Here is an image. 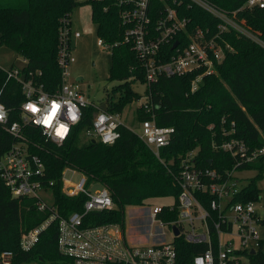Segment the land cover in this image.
<instances>
[{
    "label": "trees",
    "instance_id": "obj_1",
    "mask_svg": "<svg viewBox=\"0 0 264 264\" xmlns=\"http://www.w3.org/2000/svg\"><path fill=\"white\" fill-rule=\"evenodd\" d=\"M219 11L235 16L262 42H264V7L248 8L247 0H206ZM132 0H88L92 7V20L97 26L99 39L113 45L110 80L119 82L113 88L117 99L108 98L109 110L122 114L124 108L143 98L137 110L139 123L154 115L159 126L174 128L175 133L168 146L157 158L139 135L120 126V139L112 144L100 141L92 143L82 134L93 125L98 107L84 109L81 122L73 135L62 145H56L43 136L33 125H24L23 132L29 141V152L41 158L45 165V183L54 197L53 204L60 217L81 212L87 196H69L64 192L65 170L79 171L87 177V187L100 184L112 196L111 210L91 212L85 218L88 226L118 223L123 229L127 207H141L157 197H178L176 177L181 161L187 152L197 149V166L215 169L225 174L235 167L234 158L214 145L237 138L251 149L264 146V47L249 37L229 30L221 32L220 19L186 0H151L150 17L155 25L167 8L177 10L179 17L189 20L188 32L195 29L209 31L208 36L220 35L219 43L229 44L232 51L215 66L216 71L203 78L200 87L191 93V82L196 73L185 76L160 77L147 85L144 64L132 45L125 43L128 26L122 13L132 6ZM78 0H0V45L25 59L20 70L24 80H34L47 93L57 91L61 78L58 65L59 28L65 17H71L78 7ZM244 21V23H243ZM178 41L187 43L189 36L180 34ZM174 53L171 46L161 52L162 61H168ZM15 69L12 67L10 70ZM8 71L0 68V101L9 112V122H21V106L26 101L20 82L8 78ZM147 86L140 96L133 84ZM235 124V133L225 137ZM213 126L210 129V126ZM19 142L0 124V159ZM264 158L242 165L237 170L252 168ZM52 183V185H50ZM260 191L251 180L240 194L242 201H258ZM35 198H15L6 187L0 174V255L13 251L14 264L36 261L39 264H72L58 247V223L54 221L40 235L37 245L29 252L20 248L21 236L48 220L52 212H40ZM165 207V206H164ZM166 210V207H165ZM170 223L177 218V211L159 215ZM147 224V223H146ZM185 260L199 253L181 237L176 239ZM253 264H264V253L252 259Z\"/></svg>",
    "mask_w": 264,
    "mask_h": 264
},
{
    "label": "built area",
    "instance_id": "obj_2",
    "mask_svg": "<svg viewBox=\"0 0 264 264\" xmlns=\"http://www.w3.org/2000/svg\"><path fill=\"white\" fill-rule=\"evenodd\" d=\"M220 19L218 29L221 32L235 30L264 47L262 42L242 23L236 21L235 16L227 15L206 0H186ZM151 0H132V6L122 13L123 22L128 26L124 42L132 45L140 60L144 64L146 84L158 81L160 77L185 76L196 73L191 82V93H195L203 78L213 74L215 66L221 63L227 52L232 51L229 44H220V35L208 36L209 31L195 29L188 32L189 20L179 17L177 10L167 7L157 23L152 25L150 17ZM246 6L253 8L264 7V0H247ZM244 23V21H243ZM72 17H65L59 28L58 65L61 69L59 87L54 93H47L42 86L32 79L24 80L20 70H9L8 78L20 82L26 101L21 106V122H9V112L0 101V113L3 118L0 124L19 142L0 159L1 179L15 198H35L40 212L51 211V217L34 230L22 234L20 248L23 252L31 251L39 242L41 233L54 221L58 223V247L62 255L69 258L72 264H196L197 258H202L204 264H253V257L260 251L247 246L248 240L261 243L258 226L264 223V217L256 211V202L239 200L244 187L235 177L237 168L242 165L253 164L264 158V146L251 149L244 141L237 138L224 140L215 144L214 149L231 155L235 160V167L225 174L215 169L197 166L198 150L194 149L181 161L180 171L176 177L178 187L177 203L171 206H154L150 212L151 221L158 223L161 229L168 228L173 236L170 241L165 240V233L156 234V241L152 244L134 243L126 237V231L118 223L88 226L85 218L96 211L111 210L114 202L110 191L102 187L92 192V186L87 187V177L71 186L64 181V192L73 197L84 194L87 199L81 212H74L67 217H60L54 204H48L42 197L43 192H50L45 183V165L41 158L29 152V141L24 135L23 126L33 125L39 128L43 136L56 145L64 144L74 133L81 122L83 111L89 106L98 107L91 128L85 130L82 138L97 140L103 144L112 145L120 137L122 114L109 110V104L104 111L101 105H95L85 100L76 84H68V68L74 62L70 54ZM187 34V43L178 41L180 34ZM81 34L76 32L75 38ZM179 42L172 49L175 42ZM98 44L109 51L112 44L99 39ZM171 46L174 53L168 61H162L161 52L164 47ZM142 102L149 113L151 109L147 99ZM141 102V103H142ZM31 105V107H28ZM141 105V104H140ZM56 106L55 115L53 108ZM33 109H36L33 111ZM51 117L48 123L46 119ZM75 117V119H73ZM140 124V139L151 149L154 155L161 159V150L168 146L175 133L174 128L159 126L154 115L151 119ZM68 129L64 136L58 134L61 126ZM210 129L213 128L211 125ZM235 133V124L224 136ZM52 185V183L50 184ZM70 186V185H69ZM177 211L175 221L166 223L159 215ZM150 221V219H149ZM149 225V224H148ZM174 226L179 235H175ZM237 228L241 244L236 245L233 239L224 236L233 234ZM148 232V230H147ZM141 237V234H137ZM182 238L189 245L200 251L192 258L185 260L178 249L176 239ZM254 250L255 254L251 251ZM210 257V260H209ZM13 251H4L0 255V264H14Z\"/></svg>",
    "mask_w": 264,
    "mask_h": 264
},
{
    "label": "rangeland",
    "instance_id": "obj_3",
    "mask_svg": "<svg viewBox=\"0 0 264 264\" xmlns=\"http://www.w3.org/2000/svg\"><path fill=\"white\" fill-rule=\"evenodd\" d=\"M78 2L80 4L72 12L70 54L74 58V62L68 68V84H76L80 92L84 94L87 102L101 105L108 98L117 99L118 96H114L113 94V88L118 86L119 82L110 80L112 52L102 48L98 44L99 35L97 26L92 20L91 5L87 3L88 0H78ZM76 32L81 34L79 38L74 37ZM25 65L26 62L23 57L17 55L7 47L0 45V68L3 71H9L12 67H15L16 70H22ZM79 78L82 80L78 81ZM133 88L140 96H144L147 86L141 83H135L133 84ZM141 102L142 99L127 105L124 108L121 119L126 127L136 133H140L137 110ZM234 175L240 180L239 186L241 188L248 185L251 180H255L257 188L260 191L259 200L256 202V211L260 216L264 217V167L262 168L260 164H256L252 168L237 170ZM83 176L79 171L65 170L63 178L68 184V190L72 189L71 186L77 185ZM102 187L104 186L95 184L92 186V192ZM41 195L48 204L53 203L54 197L52 193L43 192ZM175 202L176 197L170 195L153 198L141 207H127L124 221L126 237L130 239L131 237H136L135 234L139 235L140 233L149 242L147 244H152L156 241V234L163 232L165 233V240L170 241L173 236L172 232L168 228L161 229L158 223H153L150 212L156 205L161 207L171 206ZM258 235L261 243L259 244L257 241L248 240L247 246L264 253V223L258 226ZM224 238L233 239L236 245L241 244V238L238 237L236 226L233 234L225 235ZM25 264L39 263L36 261H28Z\"/></svg>",
    "mask_w": 264,
    "mask_h": 264
},
{
    "label": "clouds",
    "instance_id": "obj_4",
    "mask_svg": "<svg viewBox=\"0 0 264 264\" xmlns=\"http://www.w3.org/2000/svg\"><path fill=\"white\" fill-rule=\"evenodd\" d=\"M28 107H31V105H28ZM2 118H3V114L0 113V119H2ZM48 119H51V117H48ZM73 119H75V117H73ZM67 131H68V129L66 127H64L63 125L59 129V133L61 136H64ZM209 260H210V257H209ZM196 264H204V260L202 258L198 257L196 260Z\"/></svg>",
    "mask_w": 264,
    "mask_h": 264
},
{
    "label": "water",
    "instance_id": "obj_5",
    "mask_svg": "<svg viewBox=\"0 0 264 264\" xmlns=\"http://www.w3.org/2000/svg\"><path fill=\"white\" fill-rule=\"evenodd\" d=\"M178 44H179L178 41L175 42V44H174L172 49H175L178 46ZM81 80H82L81 78L78 79V81H81ZM101 108L105 111L107 109V106L105 104H102ZM92 143H97V140L93 139ZM174 232H175V235H177V236L179 235V231H178V228L176 226H174ZM251 253L255 254V251L252 250Z\"/></svg>",
    "mask_w": 264,
    "mask_h": 264
},
{
    "label": "crops",
    "instance_id": "obj_6",
    "mask_svg": "<svg viewBox=\"0 0 264 264\" xmlns=\"http://www.w3.org/2000/svg\"><path fill=\"white\" fill-rule=\"evenodd\" d=\"M72 17V16H71ZM136 237H131V241L134 242V243H146L147 240L145 238H141V237H138L137 234H135Z\"/></svg>",
    "mask_w": 264,
    "mask_h": 264
},
{
    "label": "snow or ice",
    "instance_id": "obj_7",
    "mask_svg": "<svg viewBox=\"0 0 264 264\" xmlns=\"http://www.w3.org/2000/svg\"><path fill=\"white\" fill-rule=\"evenodd\" d=\"M36 109H33V111H35ZM53 116L55 115V111H56V106H54V108H53ZM50 121V119H46V121H45V123H48ZM58 134H60L59 133V131H58Z\"/></svg>",
    "mask_w": 264,
    "mask_h": 264
}]
</instances>
